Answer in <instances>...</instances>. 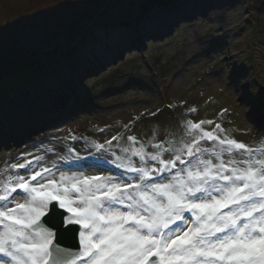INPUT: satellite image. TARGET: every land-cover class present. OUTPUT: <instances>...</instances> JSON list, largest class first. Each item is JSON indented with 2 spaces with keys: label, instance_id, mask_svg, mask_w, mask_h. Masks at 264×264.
Returning <instances> with one entry per match:
<instances>
[{
  "label": "rangeland",
  "instance_id": "obj_1",
  "mask_svg": "<svg viewBox=\"0 0 264 264\" xmlns=\"http://www.w3.org/2000/svg\"><path fill=\"white\" fill-rule=\"evenodd\" d=\"M129 2L0 0V34L32 50L0 53V189L18 175L35 186L32 169L58 178L63 158L97 143L139 163L132 150L162 151V137L167 160L214 123L264 159L258 104L245 106L264 96V0ZM189 120L204 123L189 132Z\"/></svg>",
  "mask_w": 264,
  "mask_h": 264
},
{
  "label": "snow or ice",
  "instance_id": "obj_2",
  "mask_svg": "<svg viewBox=\"0 0 264 264\" xmlns=\"http://www.w3.org/2000/svg\"><path fill=\"white\" fill-rule=\"evenodd\" d=\"M149 21L128 18L129 24ZM10 47L21 56L32 51L0 34V53ZM257 104L264 123V96L245 106L251 113ZM188 123L191 132L204 121ZM224 132L214 123L167 160L164 153L172 150L161 137L154 146L162 151L132 150L139 163H121L97 143L94 153L63 158L58 178L54 165L32 169L35 186L24 175L9 180L0 189V264H264V159ZM17 189L23 202L10 206ZM56 205L71 214L65 224L79 225L78 250L59 247L42 223L46 215L55 220Z\"/></svg>",
  "mask_w": 264,
  "mask_h": 264
},
{
  "label": "water",
  "instance_id": "obj_3",
  "mask_svg": "<svg viewBox=\"0 0 264 264\" xmlns=\"http://www.w3.org/2000/svg\"><path fill=\"white\" fill-rule=\"evenodd\" d=\"M57 216L55 220H50L49 216L42 217V223L45 227L54 233L53 242L59 247L67 249L79 248V225H66L65 219L70 213L65 212L56 205ZM51 215V213H49ZM150 260L154 262L155 258L152 257Z\"/></svg>",
  "mask_w": 264,
  "mask_h": 264
},
{
  "label": "bare ground",
  "instance_id": "obj_4",
  "mask_svg": "<svg viewBox=\"0 0 264 264\" xmlns=\"http://www.w3.org/2000/svg\"><path fill=\"white\" fill-rule=\"evenodd\" d=\"M33 114H35V117H37V115H38V117H40V114H38L36 111H34ZM18 119H20V121H22V114H18ZM7 124H9V123H7Z\"/></svg>",
  "mask_w": 264,
  "mask_h": 264
}]
</instances>
